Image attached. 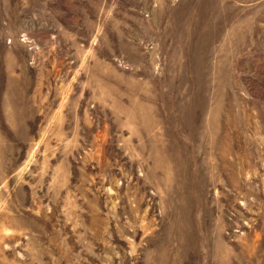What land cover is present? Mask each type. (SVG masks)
Returning <instances> with one entry per match:
<instances>
[{"label": "rangeland", "instance_id": "1", "mask_svg": "<svg viewBox=\"0 0 264 264\" xmlns=\"http://www.w3.org/2000/svg\"><path fill=\"white\" fill-rule=\"evenodd\" d=\"M0 264H264V0H0Z\"/></svg>", "mask_w": 264, "mask_h": 264}]
</instances>
